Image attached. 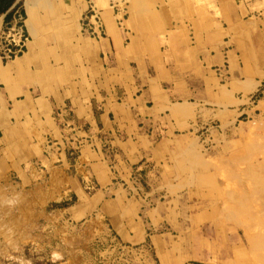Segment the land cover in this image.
<instances>
[{
    "label": "rangeland",
    "instance_id": "374dc122",
    "mask_svg": "<svg viewBox=\"0 0 264 264\" xmlns=\"http://www.w3.org/2000/svg\"><path fill=\"white\" fill-rule=\"evenodd\" d=\"M102 1L84 0L80 31L70 8L65 20L43 19L36 60L85 66L93 82L108 63L104 36L129 45L132 64L174 66L178 76L161 79L150 100L167 101L160 123L174 131L141 181L93 194L74 178L75 149L61 159L63 144L46 139L38 105L0 99V264H264L242 215L229 213L264 207L252 175L264 174V0ZM9 11L0 15L5 63L31 39L24 0ZM263 221L251 222L254 237Z\"/></svg>",
    "mask_w": 264,
    "mask_h": 264
},
{
    "label": "crops",
    "instance_id": "0c3cea01",
    "mask_svg": "<svg viewBox=\"0 0 264 264\" xmlns=\"http://www.w3.org/2000/svg\"><path fill=\"white\" fill-rule=\"evenodd\" d=\"M69 1L24 0L31 39L23 54L6 63L0 60V99L17 106L37 104L38 113L47 119L46 139L57 138L53 140L57 149L63 144L60 158L63 155L68 160L67 150L75 149L74 178L94 189L93 194H104L120 190L124 179L141 181L143 175L138 170L167 139L168 132L174 131L160 123L167 101L158 106L150 100L154 85L178 74L174 66L156 65L160 70L151 67L147 58L132 64L126 54L129 45L121 46L115 37L98 40L100 53L106 55L108 63H103L93 82H88L85 66L74 70L65 63L37 61L36 47L43 38L39 23L43 19L61 12L65 20V11L70 8L76 28L81 30L79 19L86 4L84 0ZM103 1L108 6V0ZM135 45L142 48L141 42ZM0 127L6 130V125ZM106 145L111 152L103 150ZM80 189L86 193L82 186Z\"/></svg>",
    "mask_w": 264,
    "mask_h": 264
},
{
    "label": "bare ground",
    "instance_id": "6f19581e",
    "mask_svg": "<svg viewBox=\"0 0 264 264\" xmlns=\"http://www.w3.org/2000/svg\"><path fill=\"white\" fill-rule=\"evenodd\" d=\"M28 10V9H27ZM25 21H26V19H25ZM228 158V157H227ZM241 158V157H240ZM249 158H251L250 156H249ZM238 159V158H237ZM242 159V158H241ZM243 159H245V158H243ZM228 161V160H227ZM242 161V160H241ZM248 161H249V159H248ZM235 162V161H234ZM233 161H232V163H234ZM237 163V162H236ZM245 165V164H244ZM253 166V165H252ZM252 166H250V168L252 167ZM228 168V167H227ZM236 168V167H235ZM228 169H230V168H228ZM233 170V169H232ZM250 170H252V169H250ZM230 172H231V169L229 170ZM243 171V170H242ZM249 171V170H248ZM256 171V170H255ZM254 170H252V175H253V177H254V179H256L257 180V183H258V186L259 185H261L262 187L264 186V174L263 175H261L259 172L258 173H256ZM241 172V171H240ZM251 173V171L249 172V174ZM247 174H248V172H247ZM241 175H242V173H241ZM230 176V175H229ZM229 179V178H228ZM234 180V179H233ZM230 181V180H229ZM250 181V180H249ZM239 184V183H238ZM226 185H227V183H226ZM242 185V184H241ZM260 186V187H261ZM248 187V186H247ZM253 188H254V186H253ZM250 190V189H249ZM241 191V190H240ZM252 192V191H251ZM264 191L262 190V193H260L262 196H264V193H263ZM256 193V192H255ZM231 196V195H230ZM240 197V196H239ZM238 197V198H239ZM243 197V196H242ZM248 196L246 195V198H247ZM245 198V199H246ZM252 199H254V198H252ZM256 199V198H255ZM240 200V199H239ZM262 200H263V198H262ZM228 201V200H227ZM235 201V200H234ZM243 201V200H242ZM246 202V201H245ZM244 202V203H245ZM251 202V201H250ZM253 202H254V200H253ZM258 203V202H257ZM261 203V202H260ZM237 204V203H236ZM235 204V205H236ZM249 204V203H248ZM252 204V203H251ZM250 204V205H251ZM264 204V203H263ZM233 205V204H232ZM230 206V205H229ZM238 206H239V203H238ZM248 206V205H247ZM247 206H246V208H244V210H242L243 208H240V207H232V208H230L229 209V213L231 214V215H233V217H235V216H240L241 217V215H242V219H244V224H245V226H247V228L246 229H248V231H247V235H248V240L252 243L253 242V245L255 246H257V247H259V249H261L262 251V253L261 254H258L257 253V260H259V261H262V263L264 262V233L262 232V230H261V232H262V234H261V232H260V234H258L256 237H254L253 235H252V233H251V231H250V227H252V224H251V222L252 221H255V220H258V219H260L261 217H264V207L262 208V209H257L258 211H256V209L255 210H253V208H252V210L251 209H249V208H247ZM264 206V205H263ZM222 207H223V205H222ZM226 210V209H225ZM241 210H242V212H241ZM224 211V210H223ZM256 211V212H255ZM225 212V211H224ZM223 214V213H222ZM227 214V213H226ZM229 214V215H230ZM227 217V216H226ZM231 218V217H230ZM237 219V217L235 218V220ZM231 221H233V220H231ZM261 221V220H260ZM260 223V222H259ZM262 223H264V221L262 222ZM235 224H238V221H237V223H235ZM240 224H241V221H240ZM258 224V223H257ZM262 225V224H261ZM244 226V225H243ZM258 227V226H257ZM258 229H259V227H258ZM258 231L257 229H255L254 228V231ZM264 230V229H263ZM253 232V231H252ZM256 233H259V231L258 232H256ZM252 235V236H251ZM255 235V234H254ZM253 245H251V247L253 246ZM253 249V248H252ZM257 249V248H256ZM255 249V250H256ZM259 249H258V252L260 253V251H259ZM254 250V249H253ZM254 250V251H255ZM253 253V252H252ZM251 253V254H252ZM252 257H253V254H252ZM256 260V259H255ZM256 260V261H257ZM250 264H252L251 262H250Z\"/></svg>",
    "mask_w": 264,
    "mask_h": 264
},
{
    "label": "trees",
    "instance_id": "16d2710c",
    "mask_svg": "<svg viewBox=\"0 0 264 264\" xmlns=\"http://www.w3.org/2000/svg\"><path fill=\"white\" fill-rule=\"evenodd\" d=\"M15 3L16 0H0V15L6 13L5 18H8L12 13V11L9 10L13 7Z\"/></svg>",
    "mask_w": 264,
    "mask_h": 264
}]
</instances>
